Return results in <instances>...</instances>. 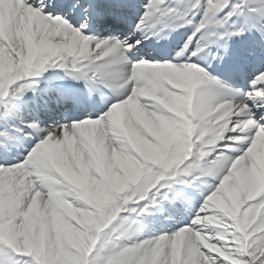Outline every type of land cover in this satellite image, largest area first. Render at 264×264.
Returning <instances> with one entry per match:
<instances>
[{
    "label": "snow or ice",
    "instance_id": "1",
    "mask_svg": "<svg viewBox=\"0 0 264 264\" xmlns=\"http://www.w3.org/2000/svg\"><path fill=\"white\" fill-rule=\"evenodd\" d=\"M55 7L0 0V264H264V0ZM235 38L230 83L209 69ZM51 67L88 92L53 89L57 107L100 91L103 111L45 126ZM168 208L187 222L144 235Z\"/></svg>",
    "mask_w": 264,
    "mask_h": 264
},
{
    "label": "bare ground",
    "instance_id": "2",
    "mask_svg": "<svg viewBox=\"0 0 264 264\" xmlns=\"http://www.w3.org/2000/svg\"><path fill=\"white\" fill-rule=\"evenodd\" d=\"M54 1H56V0H51V3L52 2H54ZM65 1H68V2H70V1H72V2H74V0H65ZM113 1H116V0H113ZM145 3V0H134V2L132 3V4H130L133 8H134V10H136V12H139V11H141L142 10V5ZM102 4V3H101ZM187 31H190V29H188ZM185 34V33H184ZM184 34H183V39H184ZM175 41H176V39H175ZM242 47V46H241ZM223 50H221V52H222ZM213 71H217L219 68H218V66H217V62H213ZM44 79V81H45V88L43 89V93L44 94H46V97H48L49 96V94H48V92L47 91H49V92H51V96H52V93L54 92V91H52L53 89H55L56 87L53 85V81H54V79H53V81L51 82V84L49 83L50 82V80H48V81H46V78H43ZM47 82V83H46ZM39 91H41L40 89H39ZM93 106H97V103H95V104H92ZM100 106L101 105H99L98 106V108H100ZM32 107V106H31ZM199 202V201H198ZM171 209V208H170Z\"/></svg>",
    "mask_w": 264,
    "mask_h": 264
},
{
    "label": "rangeland",
    "instance_id": "3",
    "mask_svg": "<svg viewBox=\"0 0 264 264\" xmlns=\"http://www.w3.org/2000/svg\"><path fill=\"white\" fill-rule=\"evenodd\" d=\"M179 211H180V214H181L180 220L182 221V218H184V220L187 221V212L184 211L183 209H180ZM147 220H149V219L147 218ZM180 223L184 224V222H180ZM163 224H166V223L163 222ZM166 229H168V228H166ZM145 233H149V232H145Z\"/></svg>",
    "mask_w": 264,
    "mask_h": 264
}]
</instances>
